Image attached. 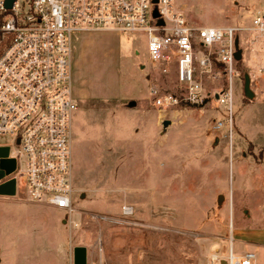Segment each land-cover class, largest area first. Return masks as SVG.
<instances>
[{
	"label": "rangeland",
	"instance_id": "obj_1",
	"mask_svg": "<svg viewBox=\"0 0 264 264\" xmlns=\"http://www.w3.org/2000/svg\"><path fill=\"white\" fill-rule=\"evenodd\" d=\"M174 4L198 26L249 27L264 13V0ZM238 35L243 58L232 78L231 112L215 99L230 88L223 69L198 76L207 97L192 104L185 100L174 63H152L146 33L89 34L87 86L120 87L123 96L75 112V211L66 218L71 231L55 207L36 210L0 196V250L18 251V240L39 229L50 242L65 237L72 248L85 246L93 264H207L215 250L229 254L234 236L236 253L253 251L264 264V75L257 72L264 63V38L252 42L253 31ZM115 67L118 78L111 72ZM246 73L252 99L244 93ZM168 94L179 104H155ZM133 100L136 106L130 108ZM165 120L171 122L166 128ZM252 234L255 243L248 240Z\"/></svg>",
	"mask_w": 264,
	"mask_h": 264
},
{
	"label": "built area",
	"instance_id": "obj_2",
	"mask_svg": "<svg viewBox=\"0 0 264 264\" xmlns=\"http://www.w3.org/2000/svg\"><path fill=\"white\" fill-rule=\"evenodd\" d=\"M7 3L0 0V148L8 149L7 155H0V185L14 181L15 193L8 196L62 209L67 217L75 211L76 196L73 117L79 103L71 61L75 34L102 29L146 33L152 63H174L185 100L192 104L207 97L198 76L221 68L230 77V88L215 99L228 104L231 112L236 38L241 31L256 32L252 42L264 38L263 12L249 27H219L194 25L174 0H14L11 7ZM257 72L264 75V63ZM155 104L175 106L179 99L168 94L157 97ZM10 159L15 167L8 172L1 163ZM234 240L232 236L227 256L215 250L207 264H259L253 251L236 253Z\"/></svg>",
	"mask_w": 264,
	"mask_h": 264
},
{
	"label": "crops",
	"instance_id": "obj_3",
	"mask_svg": "<svg viewBox=\"0 0 264 264\" xmlns=\"http://www.w3.org/2000/svg\"><path fill=\"white\" fill-rule=\"evenodd\" d=\"M101 31L121 33L116 29H102L80 32L72 37L71 61L74 78V92L79 103V108L77 110H86V106L88 105V103L96 100H108L123 96L122 92L119 90L120 85H118L119 89H116L115 87H113L114 89H112V87H109L107 89H97V87H95L93 83H90L92 85H90L91 87L87 86L89 84L87 77L92 71L89 70L90 54L92 52V44L88 42V40H90L89 34ZM113 51L117 54L119 53L118 48H115ZM111 72L113 75H115L116 78L121 75L120 69H118V67H115V69ZM129 107L134 108V106ZM0 200L4 201V199ZM12 201H19L20 203H25L26 205H32L36 210L41 209L43 206H48L47 204L35 203L28 200H17L15 198H12ZM55 209L62 213L63 218L60 219V222L69 233L71 229L68 225H66L67 213L62 209ZM1 213L2 206L0 202V214ZM1 230L2 228L0 221V238ZM254 235L255 234H252L248 239L250 240V242H257V236ZM17 245L20 246V248H18V251L6 252L0 250V264H74L75 247L72 248L71 246V238H68L67 241L65 237H62L59 239V241L55 240L53 242L52 240V242H50L46 232L39 231V229H33L31 236H29L28 239H23V241L19 239Z\"/></svg>",
	"mask_w": 264,
	"mask_h": 264
},
{
	"label": "water",
	"instance_id": "obj_4",
	"mask_svg": "<svg viewBox=\"0 0 264 264\" xmlns=\"http://www.w3.org/2000/svg\"><path fill=\"white\" fill-rule=\"evenodd\" d=\"M14 0H8V6L11 7ZM154 16H158L157 11H155ZM159 24H163L162 21L159 22ZM236 53L235 57L237 61L242 60L243 58V49L240 47V39L239 37L236 38ZM244 93L245 96L249 99H252L255 97V93L251 89V76L249 73H246L244 76ZM218 97V95L216 96ZM136 102L131 101L129 103V106H135ZM171 122L169 120H165L163 125L166 128L169 126ZM8 149L7 148H0V155H7ZM2 167H5L8 172L14 169L15 167V160H5L1 163ZM3 172H0V177H2ZM15 193V182L10 181L6 184L0 185V195H13ZM221 200V197H220ZM88 258H87V248L85 246H76L74 248V264H87ZM223 264H226V262H223Z\"/></svg>",
	"mask_w": 264,
	"mask_h": 264
},
{
	"label": "bare ground",
	"instance_id": "obj_5",
	"mask_svg": "<svg viewBox=\"0 0 264 264\" xmlns=\"http://www.w3.org/2000/svg\"><path fill=\"white\" fill-rule=\"evenodd\" d=\"M125 212H126V211H125ZM126 213H131V209H130V208H128V211H127Z\"/></svg>",
	"mask_w": 264,
	"mask_h": 264
}]
</instances>
